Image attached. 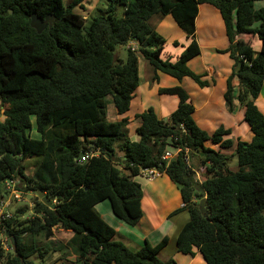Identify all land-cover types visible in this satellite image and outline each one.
<instances>
[{
  "label": "trees",
  "instance_id": "16d2710c",
  "mask_svg": "<svg viewBox=\"0 0 264 264\" xmlns=\"http://www.w3.org/2000/svg\"><path fill=\"white\" fill-rule=\"evenodd\" d=\"M84 1L0 0V201L6 196L5 180H13L22 194H34L30 216L25 217L27 205L17 206L0 223L7 238L15 240L7 241L8 251L0 240V264H35L32 257L44 261L54 248L39 238L49 239L55 229L72 233L77 264H177L173 257H159L166 236L132 251L115 239L114 228L94 209L108 200L117 218L136 225L142 217V188L133 177L152 167L178 186L184 205L173 214L188 212L176 235V251L199 252L205 264H264V114L255 104L264 82V5L254 6L260 0H107L106 13L89 19L73 10ZM116 3L124 7L121 17L114 14ZM203 3L217 8L224 23L229 45L223 51L234 60L224 101L230 112L235 100L244 108L250 141L232 140L223 126L212 133L201 129L181 86L158 89L176 96L177 107L166 120L151 107L138 114L137 139L131 140L122 115L139 85V55L152 66V81L161 72L208 85L187 66L200 52L194 21ZM32 13L42 19L52 16V21L38 33L29 23ZM168 14L191 37L175 61L161 57L166 41L150 24L153 16ZM245 34L261 41L258 52L249 41H236ZM131 42L135 49L127 47ZM118 46L126 47L125 60L116 56ZM107 97L120 119L108 118ZM33 123L37 136L30 134ZM175 147L188 148L205 169L200 185L207 217L199 211L202 194L194 188V170L184 152L168 164L161 160L166 149ZM230 148L235 171L221 151ZM93 152L97 155L90 156ZM86 153L89 158L80 162ZM31 158L37 163L28 175L24 161ZM38 189L54 208L41 202Z\"/></svg>",
  "mask_w": 264,
  "mask_h": 264
},
{
  "label": "crops",
  "instance_id": "0c3cea01",
  "mask_svg": "<svg viewBox=\"0 0 264 264\" xmlns=\"http://www.w3.org/2000/svg\"><path fill=\"white\" fill-rule=\"evenodd\" d=\"M150 24L166 41L161 57L164 59L170 58L171 61H175L177 55L184 49V46L190 42L191 37L186 36L178 27L174 18L169 14L164 16H153L150 19ZM194 24V39L198 43L200 52L187 62V66L196 74H202V79L206 80L208 85L199 87L191 78L189 79V77H184L181 80L172 77L175 80H169V83H166V76L169 75L161 72L157 73V81H152V66H150V64L147 66L146 62L141 59L143 57L138 56L139 85L134 91L129 109L132 103H135L137 93L139 95V91L141 92V85H143V89L146 90L147 80L155 82V91L159 98L155 103L150 105L148 103H143L131 116L127 115L129 110L122 115L126 118L125 127L134 130L131 135H128L131 140L137 139L135 129L140 124V119L137 117L138 114L148 107H151L160 119L166 120L177 107L178 98L176 96L161 94L158 92V89L181 86L188 93L190 102L194 107L192 118L201 129H204L208 133H212L219 126H223V128L230 130L231 133L229 137L232 140L235 141L236 139H240L243 141H250L252 132L249 125L243 119L244 108L240 107L238 101L235 100L234 105L236 108L233 112H230L224 101L226 82L228 76L232 72L234 60L229 56L228 52L223 51L228 47L229 41L218 9L207 3L200 4ZM167 29L173 31V35L167 36L165 33ZM250 37L246 34L241 35L236 38V41H249L252 50L258 52L261 47V41L255 44L254 48L255 37ZM173 41H177V45H173ZM166 44L170 45L172 48L166 50ZM140 63H142L141 66ZM142 70L146 72V76H143V83H140L142 82ZM232 83L235 85L236 89L239 88L236 78L232 80ZM158 101H160L159 104ZM255 104L258 110L264 114V82L259 96L255 100ZM122 116H116L115 119L112 117V120L120 119ZM132 136L135 138H132ZM133 179L137 181L142 188V198L140 201L142 217L136 225L129 226L124 223L112 213L110 205L109 207H105L101 204L102 201L97 203L94 209L107 224L114 228L116 231L115 239H118V241L123 243L130 250L136 251L145 241H148L151 245H156L165 236L169 240L167 232H172L175 228V219L181 213V211H179L180 213L177 212L174 214L173 212L182 208L184 203L175 183L171 181L164 172L159 173L153 178H146L145 176L138 175L133 177ZM163 249L161 250L162 252L159 253V257L162 260L173 257L177 264H204V260L199 252L190 256L175 250L176 252L167 256L165 254L163 255Z\"/></svg>",
  "mask_w": 264,
  "mask_h": 264
},
{
  "label": "rangeland",
  "instance_id": "374dc122",
  "mask_svg": "<svg viewBox=\"0 0 264 264\" xmlns=\"http://www.w3.org/2000/svg\"><path fill=\"white\" fill-rule=\"evenodd\" d=\"M63 1L65 4H69L72 0H63ZM108 3L109 2L107 0H85L82 3V7L76 6L73 10H74V12H76L77 14H79L81 16L91 19L94 16L105 14L106 10H107ZM263 5H264V0H260V1H256L254 6L260 7ZM123 10H124V7L122 4L116 3L114 5V14L116 16L121 17L123 15ZM165 33L167 36H171V35H173L174 32L171 31L170 29H167L165 31ZM254 37H255V39H254V48H255V44L260 43V40L258 38H256V36H254ZM127 47H128V45H127ZM135 48H136V46H135ZM165 48L167 50V49H170L172 47L170 45L166 44ZM126 52L127 51H126L125 46H118L115 50L116 56L119 57L121 60H125ZM139 58H141V57H139ZM141 59L146 62L147 66H149L148 65L149 63H147V61L145 59H143V58H141ZM141 65H142V63H140V66ZM141 75H142V82H140V83H143V76H146V72L144 70H142ZM166 78H167L166 83H169V80H175L174 78L169 77V76H166ZM155 86H156L155 82H151L149 80H147L146 90L143 89V85H141V88H140L141 92L139 91V95L137 93V95L135 97V103H132L131 108L129 109L127 115L131 116L134 113V111L139 109L143 103H148L150 105V104L155 103L158 100L159 96L157 95V93L155 91ZM107 98H108V100L106 102L107 116L109 119L112 120V117H113V119H115V117H116L115 109H114L109 97H107ZM159 103H160V101H158V104ZM125 130H126V133L128 135L129 134L131 135V133L134 131L133 129H130L129 127L128 128L125 127ZM30 134L32 136H37V133L34 130V123H33V128H32V131ZM132 138H135V137L132 136ZM206 145L217 149V146L211 145V143H209V142H207ZM221 151L224 154H226L227 156H229V160H228L229 169L232 171L237 170L238 164H237L236 156L232 155L234 152L233 148L222 149ZM188 155H189L188 159H189L190 167H191V169L194 170V173H193L194 179L196 180V182L200 183V181L203 180V177L205 174V169H204L203 165L200 163V161L196 155H194L193 153H190V152L188 153ZM24 162L27 166L25 173L28 175H31L33 172V169L35 167V164L37 163L36 159L35 158L26 159V161H24ZM176 187L178 188L177 185H176ZM33 196H34L33 192H30V194H22L20 197L21 200H12L11 204L8 207L9 213L11 212L10 214H13V211L11 208H14L17 206L27 205L28 206V212H27V215L25 217L30 216V210L32 211V204L30 202L32 201ZM109 203L110 202L108 200L101 202V204H103L105 207H109V205H110ZM188 217H189L188 212L186 210L181 211L179 216L176 217V219H175L176 223L174 222V224L176 225L175 228L172 230V232H167L168 233L167 236L169 237V240L167 241V245L163 249V251H164L163 255L165 254V255L169 256V255H172L174 252H176L175 251L176 250V244H175L176 235H177L178 231L180 230V228L182 227V225L188 220ZM6 239H8V238L5 237V234H3L2 230L0 229V240H1L2 244L6 243V241H5ZM47 241L52 242L51 246H52V248H54V250H52V249L49 250V253L45 256V259L42 262L39 260H35L34 257H32L33 260L35 261L34 262L35 264H77L75 254L73 252L74 237H72L71 232L66 231V230H62V229H55L53 236H51L49 239L46 240L43 238H39V242L42 245H44ZM204 264H205V262H204Z\"/></svg>",
  "mask_w": 264,
  "mask_h": 264
},
{
  "label": "built area",
  "instance_id": "2783aa9c",
  "mask_svg": "<svg viewBox=\"0 0 264 264\" xmlns=\"http://www.w3.org/2000/svg\"><path fill=\"white\" fill-rule=\"evenodd\" d=\"M133 45V46H132ZM128 46H130L132 49H135L136 44L134 42H131L128 44ZM240 58H244L243 55H239ZM4 118L3 116V108L0 106V121H2ZM181 151L184 152V158H185V162L187 164H189V155H188V148H180V147H175L173 150L171 149H166L163 154L161 155V160L165 161L166 164H168L171 160H173ZM92 155H97V152H93L90 154V156ZM89 158V155L86 153L82 156H80L79 161L80 162H84ZM190 165V164H189ZM160 172H158V170L154 167L152 168H142L140 169V175L145 176L146 178H153L154 176L158 175ZM4 190L6 192V196L0 201V223L2 222V220L8 219L11 217V212L9 213L8 211V207L11 204L12 200H21V191L17 190L15 188V183L13 180H5L4 183ZM3 234L4 231L2 230ZM5 237L7 238V235L5 234ZM6 243L2 244L1 242V246L5 251L9 250V246H8V242L10 241V239H6L5 240Z\"/></svg>",
  "mask_w": 264,
  "mask_h": 264
},
{
  "label": "water",
  "instance_id": "95a60500",
  "mask_svg": "<svg viewBox=\"0 0 264 264\" xmlns=\"http://www.w3.org/2000/svg\"><path fill=\"white\" fill-rule=\"evenodd\" d=\"M4 15H7L8 12L3 13ZM52 21V16H47L44 19H42L41 17H38L36 13H32L30 15V26L32 28H34L38 33L42 32V30L44 29V27ZM240 62L238 63L236 69L240 66ZM116 162H122L123 164L126 162L125 160H121L119 158H115ZM194 188L196 191L201 192L202 194V198L199 200L198 203V208L199 211L201 212L203 217H207V210L205 208V192L203 187L200 185V183L196 182L194 184ZM37 197L40 198L41 202L44 203L47 206H50L51 208H54V204L52 203V199L47 197L41 190H37L36 191ZM6 235H8V232L6 233ZM14 238L10 237V243L14 244Z\"/></svg>",
  "mask_w": 264,
  "mask_h": 264
}]
</instances>
